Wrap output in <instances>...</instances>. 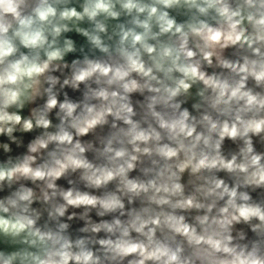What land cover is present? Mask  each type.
<instances>
[{
    "label": "clouds",
    "instance_id": "1",
    "mask_svg": "<svg viewBox=\"0 0 264 264\" xmlns=\"http://www.w3.org/2000/svg\"><path fill=\"white\" fill-rule=\"evenodd\" d=\"M0 264H264V0H0Z\"/></svg>",
    "mask_w": 264,
    "mask_h": 264
}]
</instances>
